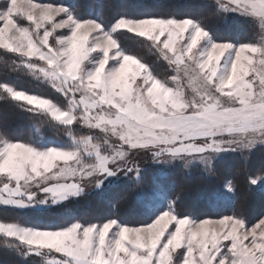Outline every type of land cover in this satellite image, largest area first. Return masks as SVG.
I'll list each match as a JSON object with an SVG mask.
<instances>
[{"label": "snow or ice", "instance_id": "1", "mask_svg": "<svg viewBox=\"0 0 264 264\" xmlns=\"http://www.w3.org/2000/svg\"><path fill=\"white\" fill-rule=\"evenodd\" d=\"M207 6L224 22L258 23L264 31V0ZM78 7L70 0H0V49L16 54L15 67L61 93L67 107L7 83H0V96L35 105L61 125L103 133L101 140L67 128L70 143L52 146L0 134V208L22 214L62 205L86 189L103 194L109 177L125 178L137 201L163 200L165 208L139 225L115 217L54 227L0 223L4 245L46 264H264V215L250 223L235 208L218 217L183 214L184 190L173 192L153 176L145 191L147 169L132 159L143 151L162 169L202 165L211 174L223 154L264 148V38L224 39L187 15H121L106 23L95 10L84 18ZM121 29L151 41L172 74L162 80L127 54L116 39Z\"/></svg>", "mask_w": 264, "mask_h": 264}, {"label": "trees", "instance_id": "2", "mask_svg": "<svg viewBox=\"0 0 264 264\" xmlns=\"http://www.w3.org/2000/svg\"><path fill=\"white\" fill-rule=\"evenodd\" d=\"M34 3L61 4L67 0H31ZM84 7L77 11L84 18H90L89 12L95 10L106 23L114 22L124 15L125 18H145L150 16L167 17L192 16L202 20L221 38L253 42L257 36V28L252 23H240L233 20L222 21L214 16V0H70ZM103 5L102 8L97 7ZM116 39L121 48L133 55L160 79L167 78L168 64L161 59L159 53L151 47L150 41L128 31H117ZM19 63L16 54L0 50V83H7L17 90L40 98L49 99L61 108L67 107V100L57 93L50 85L38 80L27 69L20 70L13 63ZM30 106L10 97L0 96V134L13 142L31 143L52 146L53 144L67 145L70 143L67 128L77 136L91 135L92 132L80 125L65 126L45 115L43 110L29 112ZM144 173L145 191L151 185L153 176L163 181L173 192L184 190V196L179 201L181 213L196 218L218 217L232 214L237 209L251 223L256 221L264 212V148H257L249 153L226 154L214 162V172L209 174L203 167L183 166L174 170L162 169L152 164L149 157L140 159ZM256 178L262 188L251 184ZM121 177L105 181L107 186L104 193L93 190L79 198H71L49 208L25 210L22 214L16 211H4L0 208V223H20L27 226L54 227L79 220L84 223L103 222L108 217L118 218L128 225H139L150 221L154 215L147 211L146 205L137 201L135 195L128 192V185ZM231 182L232 190L227 192L224 186ZM128 193L115 207L117 199ZM0 236V264H46L45 258L32 256L26 260L15 251L7 248ZM57 258L60 255L53 253Z\"/></svg>", "mask_w": 264, "mask_h": 264}, {"label": "rangeland", "instance_id": "3", "mask_svg": "<svg viewBox=\"0 0 264 264\" xmlns=\"http://www.w3.org/2000/svg\"><path fill=\"white\" fill-rule=\"evenodd\" d=\"M214 1H216V0H214ZM25 2H26V0H25ZM32 2V1H31ZM32 3H34V2H32ZM57 19H59V17H57ZM22 23H23V21H22ZM255 27L257 28V36L255 37V40L253 41V42H256V41H259L261 38H264V31H262L261 30V28H260V26H259V24L257 23V24H255ZM121 30H124V31H127L126 29H121ZM121 30H117V31H121ZM60 31H64V30H60ZM133 34H135V33H133ZM135 35H137V34H135ZM145 39H147L146 37H144ZM163 39V38H162ZM151 42V41H150ZM0 50H2V49H0ZM162 59V58H161ZM166 62V61H165ZM167 63V62H166ZM172 74V71H171V69H169V73H168V75H167V78H168V76L169 75H171ZM166 78V79H167ZM137 79H139V77L137 78ZM40 98V97H39ZM42 99H44V98H42ZM19 102H22V101H19ZM22 103H25L26 105H28L26 102H22ZM28 106H30V107H32V108H36V106L35 105H28ZM36 109H40V108H36ZM41 110H43V109H41ZM84 128H86V129H88L87 127H84ZM90 130V129H89ZM91 132H92V134L91 135H95L96 137H98L99 139H101L102 140V138H103V133H101L98 129H91L90 130ZM113 139V142L114 143H118V141L115 139V138H112ZM257 148H259V147H257ZM256 148V149H257ZM245 153H249V152H245ZM229 154V153H228ZM223 155H226V154H223ZM222 155V156H223ZM222 156H220V157H218L217 159H219V158H221ZM146 157H148V155L146 154V153H144L143 151H139V152H133L132 153V159H134V160H137V161H140V159H145ZM216 159V160H217ZM215 160V161H216ZM214 161V162H215ZM213 162V163H214ZM191 167H193V166H189L188 168H191ZM201 167H203L202 165H201ZM113 178H115V177H109V179L108 180H111V179H113ZM0 179H3V177L2 176H0ZM71 179V178H70ZM107 180V181H108ZM254 186H256V187H258V188H262V185L260 186L259 185V182L256 184V185H254ZM224 189L227 191V192H231L228 188H227V184L224 186ZM88 191H91V189H86V192H88ZM143 203V205L146 207V209H147V211L148 212H150V213H152L153 215H155L157 212H159V211H162V210H164V208H165V202L163 201V200H158V201H156V202H154V203H152V204H147V203H144V202H142ZM262 215H264V212H263V214ZM257 221V220H256ZM256 221H253V222H251V223H255ZM57 255H60V254H57Z\"/></svg>", "mask_w": 264, "mask_h": 264}]
</instances>
